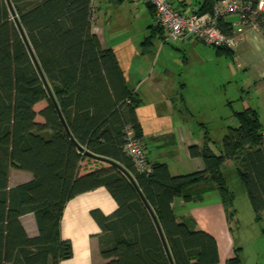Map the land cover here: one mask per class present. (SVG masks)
I'll list each match as a JSON object with an SVG mask.
<instances>
[{"label": "trees", "instance_id": "obj_1", "mask_svg": "<svg viewBox=\"0 0 264 264\" xmlns=\"http://www.w3.org/2000/svg\"><path fill=\"white\" fill-rule=\"evenodd\" d=\"M249 1L257 6L258 0ZM217 2L201 0L194 12H212ZM12 3L72 135L134 176L158 217L175 264L219 263L216 238L198 229L192 217L178 220L173 202L176 197L201 200L215 189L231 224L235 192L224 172L228 166H234L257 221L264 225V123L255 109L235 112L237 125L227 127L219 153L209 135L189 147L192 157L203 158L204 169L173 175L166 163L149 161L152 170L142 172L124 150L126 129L143 140L137 113L142 99L129 86L115 51L104 48L93 32L92 0ZM223 21L220 26L231 35V26ZM247 21L264 28V14H250ZM151 28L152 35L166 38L157 22ZM215 48L231 54L229 48ZM42 102L46 105L38 111ZM85 160L99 166L82 174ZM11 168L30 172L32 179L11 187ZM202 184L210 185L191 191ZM101 186L118 204L110 215L92 211L101 229V264H171L156 223L131 181L117 167L86 155L66 133L7 1L0 0V264H60L71 258L72 242L60 230L65 206L74 196ZM28 213L36 217V236L22 224ZM241 249H234L227 264H243Z\"/></svg>", "mask_w": 264, "mask_h": 264}, {"label": "crops", "instance_id": "obj_2", "mask_svg": "<svg viewBox=\"0 0 264 264\" xmlns=\"http://www.w3.org/2000/svg\"><path fill=\"white\" fill-rule=\"evenodd\" d=\"M129 1L135 5L136 9H143L142 5L147 8L145 13L147 16L146 31L143 29L142 32H138L136 39L137 33L131 28L130 30L126 29L128 33L124 31L117 34L118 36L108 37L103 25L105 21L101 19L103 16L102 7L96 0H92L93 32L99 37L104 48L111 47L115 51L121 66L127 73L129 86L142 99L137 113L143 127V142L148 151L149 161L166 163L173 175L202 170L205 167L203 158L192 157L189 147L194 144H202L204 137L208 135L205 124L207 119L204 117L206 115L199 119L200 122L197 125L193 122L195 116L191 123L188 122L190 120L188 115L193 113L190 111L192 105L190 107L184 98L181 99L183 102L175 100L174 94L181 87L185 88L186 83L175 78L171 79L168 67L158 69L160 56L158 52L154 51L158 39L162 43L171 40H166L156 34L152 35L151 26H155L156 16L147 0ZM181 1H185V3L180 5ZM200 1L175 0V5H180L183 12L190 13L199 9ZM223 20L224 23H229L231 26V33L240 35L241 39L237 47L230 49L231 54L219 53L215 48V55L216 57H227L233 74H240V77L234 89L237 96H234L233 100L228 99L225 104L228 107L227 115L219 114V108L216 109V113L220 120H229L235 123L234 114L236 111L253 108L264 123V28L253 21H242L238 14L227 16ZM240 28L243 29L241 33L239 32ZM130 32L134 34L130 36ZM148 38L151 42L146 43ZM174 42L184 44L185 42L202 41L194 37H187ZM233 101H239V107L234 106ZM195 108L200 109V107ZM213 111L215 114V109ZM207 117L210 118V115ZM170 119L173 122V127L168 130V125L164 122L168 123ZM148 120H157L162 123L163 125L158 127L161 131H153L148 128ZM83 166L81 173L85 174L99 165L97 162L85 160ZM31 179L32 174L28 171L17 168L10 169L9 184L11 187ZM209 185L202 184L191 191L196 192ZM216 191L212 189L206 192L201 200L186 201L183 197H176L173 207L178 220L192 217L196 220L198 229L207 231L216 238L220 252V261L217 264H227V261L234 256V249L237 245L221 196L219 193L215 196ZM117 207L116 200L104 186L71 198L65 206L60 230L62 237L72 242L73 256L62 260L60 264H101L104 262L98 242L101 229L92 216V211L100 210L104 214L110 215L116 211ZM21 221L30 236L38 235L39 230L34 213L23 215Z\"/></svg>", "mask_w": 264, "mask_h": 264}, {"label": "rangeland", "instance_id": "obj_3", "mask_svg": "<svg viewBox=\"0 0 264 264\" xmlns=\"http://www.w3.org/2000/svg\"><path fill=\"white\" fill-rule=\"evenodd\" d=\"M96 2L102 7L103 16L101 19L105 21L103 25L106 28L108 37L118 36L117 34L124 31L128 33L127 30L131 28L137 33L135 35L136 39L138 32H142L143 29L146 31L147 16L145 13L147 8L145 5H142L143 9H136L135 5L129 0L122 2L118 0H96ZM104 14L106 15L104 16ZM132 34L134 33L132 32L130 36ZM154 51L158 52L160 56L158 69L168 67L169 72H171L169 75L171 79L175 78L186 83L185 88L181 87L180 90L174 92L175 100L183 102L181 99L184 98L189 106L192 105L190 111L193 113L188 115L190 118L188 122L190 123L195 116L193 122L197 125L200 122L199 119L206 115L204 116L207 119L205 124L208 135L213 141L212 147L219 153L226 128L236 126L237 122L220 120L216 109H220L219 114L222 116L227 115L228 107L225 104L228 99L233 100L234 96H237L234 89L238 84L240 74L234 75L228 64L229 59L227 57H216L215 47L203 42H185L182 44L168 41L162 43L158 39ZM233 104L239 107L240 102L233 101ZM45 105L46 102H42L37 105L36 109L39 111ZM195 107H200V109L197 110ZM213 109H215V114ZM207 115H210V118ZM38 119L41 120V117H38ZM148 121V128L153 131L159 130L158 127L163 125L157 120ZM164 123L168 125V130L172 129L173 122L171 119L168 123L166 121ZM224 172L229 187L235 192L233 217L230 225L236 247L242 248L240 255L242 262L243 264H264L263 222L257 221L245 187L235 173L234 166L226 167ZM217 193L219 192L216 191L215 196H217Z\"/></svg>", "mask_w": 264, "mask_h": 264}, {"label": "built area", "instance_id": "obj_4", "mask_svg": "<svg viewBox=\"0 0 264 264\" xmlns=\"http://www.w3.org/2000/svg\"><path fill=\"white\" fill-rule=\"evenodd\" d=\"M155 9L157 24L163 28L166 40L180 41L194 37L214 47L235 48L240 42V35L226 34L220 21L227 16L238 14L242 21H247L250 14H264V0H258L254 7L249 0L218 1L212 12L185 13L176 7L171 0H147ZM243 29H239L241 33ZM126 143L124 150L142 172H150L151 164L148 151L142 139L133 129L125 130Z\"/></svg>", "mask_w": 264, "mask_h": 264}, {"label": "water", "instance_id": "obj_5", "mask_svg": "<svg viewBox=\"0 0 264 264\" xmlns=\"http://www.w3.org/2000/svg\"><path fill=\"white\" fill-rule=\"evenodd\" d=\"M6 1H7V4L9 6V8H10L12 17H13L14 21L16 22V24H17V26H18V28H19V30L21 32V35H22V37H23V39H24V41H25V43H26V45H27V47H28V49L30 51V54H31V56L33 58V61H34L35 65H36V67H37V69H38V71L40 73V76H41V78L43 80L45 88H46V90L48 92L49 98L51 99L53 105L55 106V109H56V111L58 113V116L60 118V121H61L62 125L64 126V129H65L66 133L70 136V138L74 142V144L81 151H83L86 155H88V156H90V157H92V158H94V159H96L98 161H101V162H104V163H108L110 165H113V166L117 167L131 181V183L136 188L139 196L141 197V199L143 200V202L147 206L149 212L151 213V215H152V217H153V219H154V221L156 223V226H157L158 231L160 233V236H161L162 242L164 244V247L166 249L168 258L170 260V263L171 264H175L174 259H173L172 254H171V251H170V248H169V245H168L167 240L165 238L163 229H162L161 224H160V222L158 220V217H157L154 209L152 208V206L150 205V203L146 199L145 195L143 194L142 190L140 189V187H139L136 179L134 178V176L122 164H120L116 160H113L111 158L95 154V153L87 150L84 146H82L80 143H78L76 141V139L74 138V136L72 135L71 130H70V128H69V126H68V124L66 122V119H65V117H64V115H63V113H62V111L60 109V106L58 104L56 96H55V94H54V92L52 90V87L50 86V83H49V81H48V79H47V77H46V75H45V73H44V71H43V69H42V67L40 65V62H39V60H38V58H37V56H36V54H35V52H34V50L32 48V45H31V43H30V41L28 39V36H27L23 26H22V23L20 21L18 13L16 12V10L14 8L12 0H6ZM217 1H223V0H217Z\"/></svg>", "mask_w": 264, "mask_h": 264}]
</instances>
